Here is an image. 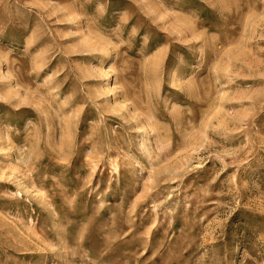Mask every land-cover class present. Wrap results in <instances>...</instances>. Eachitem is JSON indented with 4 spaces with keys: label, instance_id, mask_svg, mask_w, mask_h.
I'll return each instance as SVG.
<instances>
[{
    "label": "rangeland",
    "instance_id": "obj_1",
    "mask_svg": "<svg viewBox=\"0 0 264 264\" xmlns=\"http://www.w3.org/2000/svg\"><path fill=\"white\" fill-rule=\"evenodd\" d=\"M0 264H264V0H0Z\"/></svg>",
    "mask_w": 264,
    "mask_h": 264
}]
</instances>
